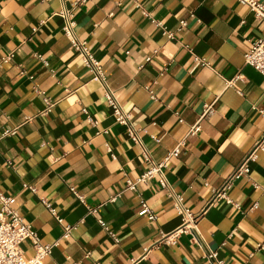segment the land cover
<instances>
[{
	"label": "crops",
	"instance_id": "0c3cea01",
	"mask_svg": "<svg viewBox=\"0 0 264 264\" xmlns=\"http://www.w3.org/2000/svg\"><path fill=\"white\" fill-rule=\"evenodd\" d=\"M62 9L151 159L183 142L168 188L154 177L126 189L148 162L63 33ZM262 36L264 18L238 0H0V191L51 245L42 264H217L210 251L264 264V76L244 63ZM256 143L249 172L216 196Z\"/></svg>",
	"mask_w": 264,
	"mask_h": 264
},
{
	"label": "built area",
	"instance_id": "2783aa9c",
	"mask_svg": "<svg viewBox=\"0 0 264 264\" xmlns=\"http://www.w3.org/2000/svg\"><path fill=\"white\" fill-rule=\"evenodd\" d=\"M81 2L82 0H75V4ZM238 2L247 5L255 13L256 17L264 18L263 2L259 0H238ZM59 13L64 19L62 26L63 33L69 39H71L70 41L73 47L80 53L84 65L88 68L92 74V77H94L93 79H96L101 83L104 96H106V101L113 108L115 121L126 126L129 137L132 141L142 147V156L144 160L148 162V166L141 173V175L136 178V180H126V189L135 190L138 183H146L154 177L158 178V182L162 188H168V183L164 176V169L167 166L168 160L171 157H176L179 154L183 142H179L160 161H153L151 159L149 152L142 144L138 130L135 129L130 122L129 113L122 108L116 97L113 95V91L106 84L107 77L99 60L91 53V51L86 46V43L84 41H79L75 36L74 28L76 22L72 13L66 9H62ZM7 58L8 57H6L4 60L6 61ZM195 61L196 65L203 63V59L198 57H195ZM244 63L252 66L264 76V36L254 40L251 43V47L244 54ZM238 77L239 75H237L235 79L228 81L227 84L232 85ZM38 92L44 94V91L39 90ZM43 100L46 104V108L51 105V101L47 96L44 95ZM198 128V124L196 123L191 128L190 133L196 132ZM158 140L159 139L156 138V141ZM259 145V143H256L252 151H250V153H248L242 159V161L236 165L232 173L225 179L222 187L217 191L216 196L225 198V190L229 189L236 179L246 175L249 172L248 162L256 158V150L258 149ZM71 190L73 192L74 188ZM74 194L78 197V199H80L81 202H83L82 196L78 195L75 191ZM11 206L10 198L0 191V264H42L44 258L50 253L51 245L41 244L37 233L31 229L29 224L24 223L19 212ZM173 206L184 219L190 217V213L183 206L180 196L174 197ZM138 214L140 216H146L149 220L156 219V215L153 213L149 205L142 199L140 200V209ZM98 222L104 226V222L101 219H99ZM68 230V227H66L64 234H67ZM178 231H176V233ZM25 239H28L30 243H32L31 246L34 249V254L30 258H25L20 248L21 242ZM166 241L171 242V240H168L167 238ZM206 256L209 259H215L217 264H224L222 261L216 259L215 251H210Z\"/></svg>",
	"mask_w": 264,
	"mask_h": 264
}]
</instances>
